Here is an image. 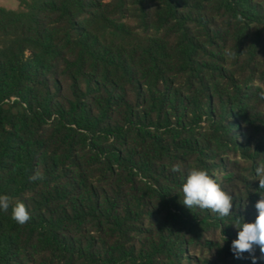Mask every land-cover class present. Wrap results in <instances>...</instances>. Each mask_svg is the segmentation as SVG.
I'll return each instance as SVG.
<instances>
[{
  "label": "trees",
  "instance_id": "16d2710c",
  "mask_svg": "<svg viewBox=\"0 0 264 264\" xmlns=\"http://www.w3.org/2000/svg\"><path fill=\"white\" fill-rule=\"evenodd\" d=\"M262 90L264 0L0 8V195L31 215L0 210V264H254L231 244L264 195ZM192 167L231 216L183 205Z\"/></svg>",
  "mask_w": 264,
  "mask_h": 264
},
{
  "label": "clouds",
  "instance_id": "9594fccd",
  "mask_svg": "<svg viewBox=\"0 0 264 264\" xmlns=\"http://www.w3.org/2000/svg\"><path fill=\"white\" fill-rule=\"evenodd\" d=\"M264 99V90L259 93ZM173 172H182V165L177 163L171 168ZM32 181L43 180L44 176L36 170L30 177ZM255 179L259 181V189H264V160L255 167ZM183 205L187 208H199L218 214L221 218L229 217L232 213L233 196L223 190L221 184L207 170L192 167L187 170L182 184ZM11 207V218L19 225L26 224L31 215L25 203L17 201L12 204L9 196L0 195V210L8 212ZM258 215L254 222L245 223L241 218L235 220L238 236L232 241L231 250L236 258H241L247 252L255 264V248L258 246L264 255V195L256 202Z\"/></svg>",
  "mask_w": 264,
  "mask_h": 264
},
{
  "label": "rangeland",
  "instance_id": "374dc122",
  "mask_svg": "<svg viewBox=\"0 0 264 264\" xmlns=\"http://www.w3.org/2000/svg\"><path fill=\"white\" fill-rule=\"evenodd\" d=\"M22 0H0V8L18 11Z\"/></svg>",
  "mask_w": 264,
  "mask_h": 264
}]
</instances>
